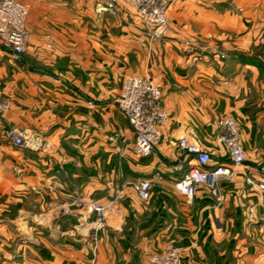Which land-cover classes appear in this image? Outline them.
Returning <instances> with one entry per match:
<instances>
[{
    "label": "crops",
    "instance_id": "0c3cea01",
    "mask_svg": "<svg viewBox=\"0 0 264 264\" xmlns=\"http://www.w3.org/2000/svg\"><path fill=\"white\" fill-rule=\"evenodd\" d=\"M28 5L21 59L0 46V264H150L172 238L181 264H264V0H171L159 38L137 30L133 7L97 0ZM187 42V44H186ZM223 55V56H221ZM128 76L161 88L169 115L146 156L114 104ZM232 116L245 160L191 198L175 183L194 163L184 135L227 162L217 120ZM22 135L28 146H18ZM148 179L144 199L133 185ZM91 204L104 206L98 220Z\"/></svg>",
    "mask_w": 264,
    "mask_h": 264
},
{
    "label": "built area",
    "instance_id": "2783aa9c",
    "mask_svg": "<svg viewBox=\"0 0 264 264\" xmlns=\"http://www.w3.org/2000/svg\"><path fill=\"white\" fill-rule=\"evenodd\" d=\"M108 9H116L119 1L130 4L138 22L137 30L148 38L161 37L168 25V8L171 0H97ZM28 5L20 0H0V46L8 50L13 59H21L28 40L26 18ZM187 44V42H186ZM223 56V55H221ZM161 88L152 80L141 76L125 78L120 93L113 102L124 114L132 130L134 153L146 156L157 146L161 127L169 119L166 110L160 105ZM10 108V102L0 93V122ZM218 140L227 150V162L210 165V153L199 144L190 140L189 135L180 137L177 148L180 159L173 165L178 169L180 161L185 156H192L194 163L189 166L184 176L175 183V188L187 198H191L197 185H205L217 203L222 200L218 181L222 177H231L235 168L245 160L244 148L240 139L239 126L230 115H222L217 120ZM10 135L13 136L12 132ZM18 146H28L29 141L22 135L13 136ZM261 179L256 181L251 176L246 177L249 185L264 191V166L259 170ZM134 189L141 198H148L151 183L142 179L134 183ZM97 219L102 220L104 206L91 204ZM184 247L177 245L172 238L164 241L160 250L149 256L150 264H181Z\"/></svg>",
    "mask_w": 264,
    "mask_h": 264
}]
</instances>
